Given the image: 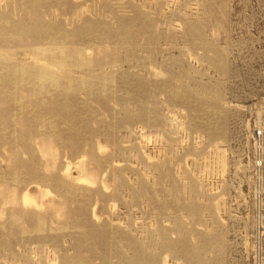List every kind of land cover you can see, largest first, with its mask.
I'll list each match as a JSON object with an SVG mask.
<instances>
[{
	"label": "rangeland",
	"instance_id": "obj_1",
	"mask_svg": "<svg viewBox=\"0 0 264 264\" xmlns=\"http://www.w3.org/2000/svg\"><path fill=\"white\" fill-rule=\"evenodd\" d=\"M0 264H264V0H0Z\"/></svg>",
	"mask_w": 264,
	"mask_h": 264
}]
</instances>
